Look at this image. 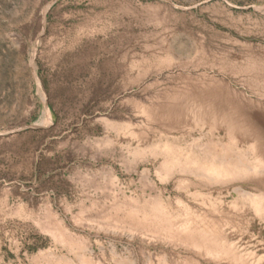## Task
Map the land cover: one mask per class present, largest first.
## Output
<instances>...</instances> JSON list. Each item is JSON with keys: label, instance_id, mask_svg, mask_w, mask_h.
I'll list each match as a JSON object with an SVG mask.
<instances>
[{"label": "rangeland", "instance_id": "374dc122", "mask_svg": "<svg viewBox=\"0 0 264 264\" xmlns=\"http://www.w3.org/2000/svg\"><path fill=\"white\" fill-rule=\"evenodd\" d=\"M0 264H264V0H0Z\"/></svg>", "mask_w": 264, "mask_h": 264}]
</instances>
